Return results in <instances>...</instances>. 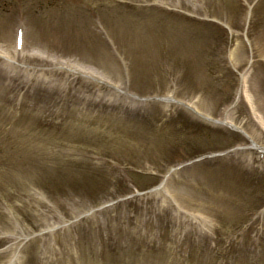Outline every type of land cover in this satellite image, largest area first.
I'll list each match as a JSON object with an SVG mask.
<instances>
[{"label": "rangeland", "instance_id": "obj_1", "mask_svg": "<svg viewBox=\"0 0 264 264\" xmlns=\"http://www.w3.org/2000/svg\"><path fill=\"white\" fill-rule=\"evenodd\" d=\"M0 3V264H264V0Z\"/></svg>", "mask_w": 264, "mask_h": 264}, {"label": "bare ground", "instance_id": "obj_2", "mask_svg": "<svg viewBox=\"0 0 264 264\" xmlns=\"http://www.w3.org/2000/svg\"><path fill=\"white\" fill-rule=\"evenodd\" d=\"M99 77V76H98Z\"/></svg>", "mask_w": 264, "mask_h": 264}]
</instances>
